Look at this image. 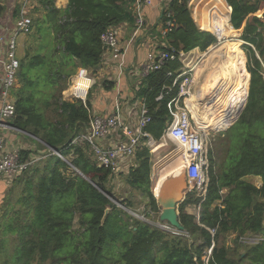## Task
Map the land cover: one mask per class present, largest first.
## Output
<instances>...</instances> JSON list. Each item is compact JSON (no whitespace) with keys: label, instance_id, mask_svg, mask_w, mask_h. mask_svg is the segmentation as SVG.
Instances as JSON below:
<instances>
[{"label":"trees","instance_id":"16d2710c","mask_svg":"<svg viewBox=\"0 0 264 264\" xmlns=\"http://www.w3.org/2000/svg\"><path fill=\"white\" fill-rule=\"evenodd\" d=\"M55 1L38 0L12 90L15 116L9 124L24 134V142L36 146L19 149L20 159L36 153L42 158L9 181L0 200V264H204L211 246L206 264H264V0H225L231 27L244 42L243 51L239 42L233 44V56L248 95L237 121L217 140L220 151L209 149L204 199L191 191L178 205L180 233L132 216L127 208L134 207L133 201L116 198L107 188L113 174L96 166L88 145L71 144L88 126L91 98L85 104L67 101L62 92L77 68L93 74L100 68L103 33L119 25L135 26L133 0H68L62 9ZM188 1L170 0L161 16L167 30L163 38L159 34L162 49L176 55L196 48L204 52L217 42L212 33L198 29ZM182 66L177 58L167 61L149 72L136 92L150 116L145 130L156 141L171 120L167 105L177 96L178 83L173 82ZM112 85L104 82L105 89ZM151 157L146 147L137 150L135 166L123 178L147 199L146 218L160 212L151 191ZM246 176L260 177V187ZM196 207V213L191 211ZM247 233L262 239L245 245ZM231 235L233 246L228 245Z\"/></svg>","mask_w":264,"mask_h":264},{"label":"built area","instance_id":"2783aa9c","mask_svg":"<svg viewBox=\"0 0 264 264\" xmlns=\"http://www.w3.org/2000/svg\"><path fill=\"white\" fill-rule=\"evenodd\" d=\"M30 1L23 0L20 17L15 21L14 29L11 32L0 34V65L3 69L0 79V128L5 126L8 129L16 130L10 124H3V122L9 123L15 116L12 90L17 86L20 62L17 53V40L20 35H27L31 30ZM152 2L153 0H133L132 13L137 28L143 25V8L151 5ZM165 26L169 29L171 22H166ZM166 32L167 30H161L162 38ZM217 32L218 30L215 31V35L218 37ZM101 41L105 46L103 59L109 57L117 63V67L121 71V68L124 67L125 48L120 42V32L116 28H111L101 35ZM157 47L154 46L147 50L145 62L138 72L140 76L144 77L149 72L161 68L169 60L177 58L181 61L185 59L184 52H179L176 55L173 51L162 49L165 47L164 43H160L161 48ZM100 76L97 72L93 74L88 69L77 68L75 74L70 77L68 86L62 92L63 99L67 101L79 100L85 104L90 90ZM132 76L137 77V73L132 71ZM177 83L179 87L177 96L167 105L171 120L167 123L160 139L173 140L178 144L183 162V172L187 181V193L195 192L202 202L209 183L208 140L206 134L198 128L190 109L182 99L187 98L193 90L195 85L193 75L187 76V72L180 69L175 76L173 85ZM137 89L138 83L136 82L133 89V100L117 99L109 113H91L85 132L71 141V144L88 145L91 158L96 166L109 170L113 175L120 172L127 173L135 165L137 150L146 147L151 154L157 142L145 130L150 122V116L143 100L136 95ZM17 132L19 131L17 130ZM18 151L19 149L5 151L4 139L0 134V178L12 181L28 166L42 158L41 156H30L21 160ZM57 155L61 157L59 153ZM72 169L74 168L72 167ZM163 229L172 232V229L168 227ZM210 232L214 233V230H210ZM211 249L212 246L206 250L203 256L204 264L207 262Z\"/></svg>","mask_w":264,"mask_h":264},{"label":"crops","instance_id":"0c3cea01","mask_svg":"<svg viewBox=\"0 0 264 264\" xmlns=\"http://www.w3.org/2000/svg\"><path fill=\"white\" fill-rule=\"evenodd\" d=\"M169 1L170 0H153L151 5L144 7L142 10L143 25L139 28H137L136 26L129 27L128 25H119L115 27L120 32V40H121L120 42H121V45L125 48L124 67H122L120 71L117 67V63L112 61L109 57L104 58L102 60L101 66L100 68H98L97 72L102 77H107V79H110L113 85L110 90L102 89L93 94V97L91 99V104H92L91 113H94V114L109 113L113 109L114 104L117 99L118 100H122V99H128V100L132 99L133 100L132 98L134 96L133 89L135 87L136 82L138 83L137 90H139L140 86L143 83V79L145 77V76L144 77L140 76L138 72H140V69L145 62V55H146L147 50L154 46L156 47L158 46L157 48H161L160 43H164L162 40L159 39V34H161V30L163 28L161 16H162V12L164 8L167 7ZM222 1L225 4V6L228 8V12H225L228 16L226 20L227 22L226 26L227 28H232L230 24L231 9L227 5L225 0H222ZM22 2L23 0H0V34L11 32L14 29L15 21L20 17V9L22 6ZM192 2L193 0H189L188 6H190V3ZM67 3H68V0H56L55 6L57 8L62 9L66 7ZM207 3L202 5V7H200L201 9L199 7H195L191 9V6H190L189 7L190 12L192 11L191 17L196 23L198 29L202 31H208L212 33L216 37V39L219 38V40H221L226 36L218 35L217 37L215 35L214 27L211 23L213 21L212 20L213 18H212V15H210V12L215 11L216 9L213 8L214 6L213 3H210L208 5ZM210 5L212 6L210 7ZM29 6H30L29 12H30V17H31L33 10H35L39 6L38 0H35V1L31 0L29 3ZM204 10H205V13L206 12L208 13L207 19L203 17ZM203 18L207 22V28L205 29L202 28V25H201L202 23L201 21L203 20ZM234 36H231V37H234ZM17 41H18L17 53H18V57L21 59L24 56L25 50L27 48L28 35H20ZM238 42L240 43L239 40ZM233 44L234 43L231 44V42L230 43L226 42L221 47L217 48L215 51H212L210 53L214 55L216 52L222 49L221 53L225 52L222 58V62H219L220 59L218 57H216L214 61L209 62L208 56L210 54H207L204 62L201 65H198L196 67L195 73H194L195 76L193 75L194 81L198 85L197 90L194 93L191 92L187 98H190V97L216 98L218 96V90L220 89V85L222 82L221 77H223L224 74L226 73V67L224 66L225 63L223 64V61L227 60L229 58V55L230 57L234 58ZM211 48H212V45H211ZM199 52L200 50L198 48L193 49L185 53V59L181 60V63L183 65L181 70H184L185 72H187V76H191L190 63L193 59V56L197 55ZM214 56H217V54ZM238 65H239V62H238ZM132 71L137 73V77L132 76ZM2 74H3V69H2V66L0 65V79L2 77ZM210 74L212 76L208 78V75ZM243 78H244V75L241 71L240 93H241V85L243 82ZM244 96L242 97V93H241V98H243L242 101L244 100ZM3 124H9V123L5 121L3 122ZM199 128L202 129L201 127ZM14 131L15 130L8 129L5 126H2L0 128V134L2 135L4 139V150L5 151H9V150L11 151L14 149H29L30 150V149L36 148L34 144H28L24 142L20 138V133L14 132ZM38 154L39 153L32 154L31 156L32 157L40 156ZM154 181H156V179ZM247 182L253 184L256 187H260L261 178L257 176H252L250 177V180H248ZM9 185H10L9 181L5 180L4 178H0V200L3 197L5 190ZM153 187H154V184H153ZM263 227H264V222H263ZM232 237L233 235H231L228 238V245L230 246H233L231 242ZM261 239H262L261 234L247 233L243 237L242 243H244L245 245L251 246L253 244L258 243ZM241 252H244V251L241 250Z\"/></svg>","mask_w":264,"mask_h":264},{"label":"rangeland","instance_id":"374dc122","mask_svg":"<svg viewBox=\"0 0 264 264\" xmlns=\"http://www.w3.org/2000/svg\"><path fill=\"white\" fill-rule=\"evenodd\" d=\"M207 2H208V0H193V2L190 3V6H191V9L192 8H195V7H198V6L201 7L202 5H204ZM33 12H34V10H33ZM33 12H32V14H33ZM236 32H237V35L236 36H234V37H231V36H228L227 37L226 36V37H224L221 40H218L217 39V42L214 45H212V48L210 46V47H208L206 49V51H204V52H201L200 51L197 55L193 56V59H192V61L190 63V70H191L190 72H191V74L195 76L194 73H195L196 67L198 65H201L204 62V60L206 59V55L207 54H210L212 51H215L217 48L221 47L226 42H229V43L231 42V44H232V43L238 42V40H239L240 41L239 48L242 50V45L244 43L240 39V33L238 31H236ZM244 56H245V54H244ZM245 61H246V56H245ZM97 74L100 76V74L98 72H97ZM70 79L71 78H69L68 81H67V86L69 84ZM104 82L106 84H108L109 82H111V80L110 79H107V77H102V76H100L99 79H97V83L92 87V89L90 90V93H89L91 99H92L93 94L95 92H98V91H100L102 89L103 90H106L105 87H104ZM245 86H246V79L244 77L243 78L242 85H241L242 97L244 96ZM197 87H198V85H197V83H195V85L193 87V90L191 92L194 93L197 90ZM248 88H249V82H248ZM246 95H247V93L244 96V100H243L244 102H243L242 105H244V103L246 102V99H245L247 97ZM62 97H63V93H62ZM182 99L184 101L186 98H182ZM242 99L243 98H241V100ZM214 109L216 111L214 110L213 113H212V111H208L207 112V111H205L202 108L199 112H197L198 118L200 120H203L204 122L207 123L206 120H212L213 117H216V115L219 114V109H216V107ZM214 112H216V113L214 114ZM204 114H207V115H204ZM194 119H195V122L197 124V119L195 117H194ZM234 121L226 129L225 128H222V129L217 128L215 130L214 129H211V128L209 129L207 127H203V126L206 125V123H203L201 126H199L197 124V126L201 127L202 128L201 130L207 136V140H208V153H209V149H211V148H212V151H213L214 154H216V153H218L220 151L219 150L220 149V146L217 145V140L221 136H223L222 134L225 133L234 124ZM14 132H17V130H15ZM19 133H20V138L23 139L22 138V135H24V134L22 132H19ZM151 155H152V157H151V163L152 164H151L150 180H151V189H152L154 180L157 178V176L159 174L158 172L164 170L165 168H168L169 165L178 157V155H181V154H180V148L178 147V144L175 141L169 140V139H160L159 141L156 142V144L154 146V150L151 152ZM209 168H210V163L208 161V172H209ZM126 174L127 173L120 172V173H117V174L113 175L112 176V179L110 180V182L107 183V188L110 189L113 192V195L116 198L117 197H119V198H125V199H129L130 198L133 201L134 207L132 209H130V208H127V209L130 210V211H132V212H134L135 214H137L140 217L143 216V219H139V220L145 221V222H147V223H149L151 225H155V226H158L159 227L160 226V224L158 222L159 221L158 220L159 214L150 213V216L148 218H146L144 216V213L143 212H144V207H145V203H146V200L147 199L146 198H143V196L141 194H138L137 192L132 191L131 189H129L128 185L123 180V178H124V176ZM180 175L186 181L184 172L181 173ZM250 177H252V176H246L244 179L248 181V180H250ZM186 183H187V181H186ZM118 206L121 207L120 204ZM191 211H193V212L195 211V213H196L198 211L197 210V207L195 209L194 208H191ZM77 227H78V224L75 221L74 228H77ZM164 230H166V229H164ZM169 231H171V230H169ZM172 232H176V231L175 230L174 231L172 230ZM176 233H180V232H176ZM34 264H37V263H34Z\"/></svg>","mask_w":264,"mask_h":264},{"label":"bare ground","instance_id":"6f19581e","mask_svg":"<svg viewBox=\"0 0 264 264\" xmlns=\"http://www.w3.org/2000/svg\"><path fill=\"white\" fill-rule=\"evenodd\" d=\"M210 3H213L214 4L213 8L216 9L215 11L210 12V15H212V18H213L212 19L213 21L212 22L210 21V22L212 23L214 27V31L218 30L217 32L218 35H225V36L236 35L237 32L234 29L227 28L226 26V23H227L226 20L228 16L225 12H228V8L225 6L223 1L222 0H209L207 5ZM211 6L212 5H210V7ZM203 17L206 19L208 17V13L207 12L205 13V10L203 13ZM204 18L201 21L202 22L201 25H202V28L205 29L207 28V22L205 21ZM221 52H222V49H220L218 52L214 54V55L217 54V56L210 54L208 56L209 62L214 61L216 57L220 59L219 62H222V58L225 52L224 53H221ZM223 64L226 67V73L224 74L223 77H221L222 82L220 85V89L218 90V96L216 98L190 97V98L185 99L186 105L190 109L193 116L197 119V124L199 126H201L203 123H206V122L198 118L197 112H199L202 108L207 112L212 111V113L215 110L214 109L215 107L216 109H219V114H217L216 117H213L212 120H206L207 123L204 126V127H207L209 129L211 128L214 130L217 128L219 129L228 128L232 124V122L236 120L238 114L243 108V105H242L243 101L241 100V93H240L241 70L238 65V62L236 59H234L233 57H230L229 55V58L227 60H224ZM211 76H212L211 74L208 75V78H210ZM215 113L216 112H214V114ZM204 115H207V114H204ZM182 163L183 162H182L181 155H178V157L169 165L168 168H165L164 170L158 172L159 174L156 178V181H154L153 183L155 187V188L153 187L154 194L159 193L162 187V184L169 177H176V178L181 177L180 174L183 173Z\"/></svg>","mask_w":264,"mask_h":264},{"label":"water","instance_id":"95a60500","mask_svg":"<svg viewBox=\"0 0 264 264\" xmlns=\"http://www.w3.org/2000/svg\"><path fill=\"white\" fill-rule=\"evenodd\" d=\"M235 30V29H234ZM244 43V42H243ZM249 81H250V75H249ZM248 95V92H247ZM246 95V96H247ZM242 112V109L240 113ZM238 114L236 120L234 123L237 121L239 118ZM35 138V137H34ZM36 140L40 141L39 139L35 138ZM41 142V141H40ZM48 147V146H47ZM49 150L53 152V154H58V152L53 149L48 147ZM70 164V163H69ZM76 172L79 173L77 169L74 168ZM87 180L93 184L100 192L105 193L101 188H99L95 183H93L91 180L87 178ZM153 196L155 197L156 204L160 210L159 216H158V222L160 224L159 228H165L168 227L172 230H175L176 232H183L184 228L180 224L178 220V205L185 199L186 193H187V183L183 179V177H169L165 182L162 184V187L159 191L158 194H154L153 192V187L151 189ZM106 194V193H105ZM107 195V194H106ZM108 196V195H107ZM108 198L116 205H119V203L111 196H108ZM127 210V209H125ZM132 216L138 218V219H143V216L140 217L134 212L127 210ZM109 212V209L106 208L104 211V215L101 219V224L104 223V220Z\"/></svg>","mask_w":264,"mask_h":264}]
</instances>
